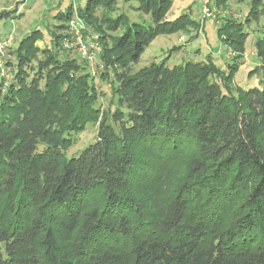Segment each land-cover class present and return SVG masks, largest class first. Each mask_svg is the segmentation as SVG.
I'll return each instance as SVG.
<instances>
[{
  "label": "trees",
  "instance_id": "obj_1",
  "mask_svg": "<svg viewBox=\"0 0 264 264\" xmlns=\"http://www.w3.org/2000/svg\"><path fill=\"white\" fill-rule=\"evenodd\" d=\"M107 2L88 0L78 16L114 70L116 126L95 109L83 67L59 59L63 35L50 34L53 51L28 33L12 81L0 83V264H264V80L235 97L210 81L222 77L212 61L131 73L155 37L191 23L162 20L171 0H141L153 27L97 19ZM250 4L245 23L264 20L262 1ZM72 16L57 14L55 28ZM244 25L217 29L237 54ZM256 49L263 60L264 39ZM96 123L95 141L67 158L70 136Z\"/></svg>",
  "mask_w": 264,
  "mask_h": 264
},
{
  "label": "rangeland",
  "instance_id": "obj_2",
  "mask_svg": "<svg viewBox=\"0 0 264 264\" xmlns=\"http://www.w3.org/2000/svg\"><path fill=\"white\" fill-rule=\"evenodd\" d=\"M87 1L0 0V13L15 12L14 16L0 21V83L2 82L5 87L12 81L16 65L13 53L19 41L28 33L34 30L42 32L43 39L36 43L41 50L52 49L51 33L63 35L61 40L63 49L57 53L59 59L74 60L77 65L83 67L81 74L88 75V82L95 90V109L106 116L108 123L115 125L112 115L119 107L114 92L117 86L114 70L106 69L100 60L102 47L98 41V34L78 16V11L85 7ZM261 1L264 4V0ZM250 3L251 0H228L218 5L213 0H171L169 11L162 20L172 21L185 15L191 24L183 31L155 37L145 48L139 61L130 65L131 73L160 63L171 68L186 62L212 61L222 72V77L212 76L210 81L217 83L223 93H230L236 97L239 89L258 87L264 80V59L259 57L256 44L264 39V20L260 13H257L256 16H252L249 23H245L246 17L249 16ZM106 4L95 10L94 15L97 19L121 20L126 24L135 23L145 27H153L155 24L153 10H147L141 0H109ZM70 8L73 16L65 24L66 28L63 30L55 28L63 23L53 17ZM224 19L245 24L243 51L240 54L225 46L217 36V29L223 24ZM122 31L121 26L113 35L118 36ZM234 64L238 65V71L228 81L227 67ZM31 65L35 67L36 63L33 62ZM255 69L256 71L251 74L250 72ZM121 111L125 113V109L122 108ZM97 129V123L87 124L82 132L72 134L71 146L66 150L65 156L67 158L77 156L93 143L97 137ZM180 173L181 169L175 167L169 175L170 180H175Z\"/></svg>",
  "mask_w": 264,
  "mask_h": 264
}]
</instances>
